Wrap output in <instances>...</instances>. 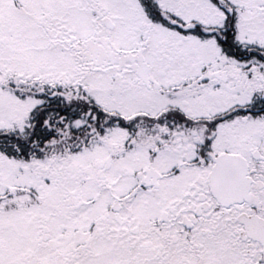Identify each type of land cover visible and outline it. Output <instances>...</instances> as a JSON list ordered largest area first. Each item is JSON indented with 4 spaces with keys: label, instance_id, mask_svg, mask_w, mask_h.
I'll list each match as a JSON object with an SVG mask.
<instances>
[{
    "label": "snow or ice",
    "instance_id": "snow-or-ice-1",
    "mask_svg": "<svg viewBox=\"0 0 264 264\" xmlns=\"http://www.w3.org/2000/svg\"><path fill=\"white\" fill-rule=\"evenodd\" d=\"M0 264H264V0H0Z\"/></svg>",
    "mask_w": 264,
    "mask_h": 264
}]
</instances>
